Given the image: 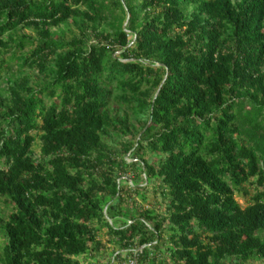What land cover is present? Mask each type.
I'll use <instances>...</instances> for the list:
<instances>
[{"label": "trees", "instance_id": "16d2710c", "mask_svg": "<svg viewBox=\"0 0 264 264\" xmlns=\"http://www.w3.org/2000/svg\"><path fill=\"white\" fill-rule=\"evenodd\" d=\"M0 80L4 264H264V0H0Z\"/></svg>", "mask_w": 264, "mask_h": 264}, {"label": "rangeland", "instance_id": "374dc122", "mask_svg": "<svg viewBox=\"0 0 264 264\" xmlns=\"http://www.w3.org/2000/svg\"><path fill=\"white\" fill-rule=\"evenodd\" d=\"M53 32H57L59 35L65 36L66 39H71L74 35H78L79 31L77 28H75L73 25H66L62 26L61 28L58 29H52ZM20 35H27V36H33L35 37L36 32L33 29H21L19 31ZM28 48L26 49V51ZM27 74H30L33 78V80H36V74L33 71H30L28 68L25 69ZM17 67L13 65V72L16 73L17 75ZM6 85L5 83L3 84L2 81L0 80V93L1 89H5ZM112 108H114V114L118 115L117 112V105L115 103L111 104ZM120 116V115H119ZM134 124L136 122L133 120L132 121ZM36 136L39 135V133H34ZM137 139L136 134H132L127 136L126 138L124 137H117L114 134L110 135L108 138L105 140V145L112 151L116 152L117 156L121 157L122 154V149H123V144L125 141H130L132 143H135ZM40 148H41V142L39 138L37 137L32 150L35 158L40 157ZM127 159L128 163H132V159L128 156H125ZM147 160H151L150 157H146ZM153 161H156V158L153 159ZM130 179H136V176L133 175L132 173L126 174L122 180H130ZM141 188L146 187L147 184L142 185V183H139ZM248 188V187H247ZM145 193L147 196V202L146 203H141L139 200L138 196L135 195V193H131V200L136 202V204H132V202L129 203L130 206H137L139 209L143 210H149V209H155L157 210L159 215L164 214V210L166 207L167 202L163 200L160 192L158 191L157 185H150L147 188H145ZM252 191V190H251ZM236 199L239 202V204L242 207L246 206V201L247 197H244L242 194H236ZM11 213V207L7 206L5 203V200H0V215L3 216L4 218H7ZM100 242V246H96L92 254L89 256H83L78 259V264H130L132 261V254H129L128 252L125 251H119L118 248H115L113 244L109 242L110 237L108 236V231L105 229L101 236L98 238ZM5 244V239L4 237L0 236V264H4L3 262V253H2V248L3 245ZM120 257V258H118Z\"/></svg>", "mask_w": 264, "mask_h": 264}, {"label": "built area", "instance_id": "2783aa9c", "mask_svg": "<svg viewBox=\"0 0 264 264\" xmlns=\"http://www.w3.org/2000/svg\"><path fill=\"white\" fill-rule=\"evenodd\" d=\"M142 249H135L133 254H132V261L130 264H139L138 263V258H139V255L141 253Z\"/></svg>", "mask_w": 264, "mask_h": 264}]
</instances>
